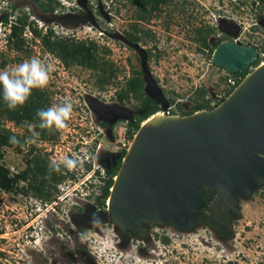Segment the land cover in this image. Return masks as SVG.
Listing matches in <instances>:
<instances>
[{"label":"rangeland","instance_id":"rangeland-1","mask_svg":"<svg viewBox=\"0 0 264 264\" xmlns=\"http://www.w3.org/2000/svg\"><path fill=\"white\" fill-rule=\"evenodd\" d=\"M55 1L60 6L52 14L45 13L35 0H0V22L4 14L11 15L12 21L27 15L28 22H33L42 36L52 28L58 38L87 45L94 42L97 58L107 66L97 70L78 64L68 66L48 51L41 37L30 28L24 32L23 47L17 49L0 29V69L39 57L53 69L49 86L40 90L46 101L43 109L62 99L74 102L69 128L63 132L49 133L39 127L40 121H25L19 127L14 121L1 120L3 126L25 141L33 138V132L39 135L35 143L24 147L0 142V164L12 179L10 189H0V264H264V184L250 197L236 198L240 217L231 220V234L214 230L208 224L189 231L152 225L149 229L143 226L146 230L141 232L124 233L113 223L98 220L88 224L84 220L73 221L71 215L86 216L91 208L108 209L110 196L105 207L98 204L104 181L95 172L104 175L110 159L118 158L124 148L129 150L133 142L134 138L128 139L133 127L127 119L143 109L132 96L120 104L119 94L128 87L134 73L142 72L144 79L149 74L161 89L167 101L163 112L182 115L204 101L209 102L208 110L214 109L241 75L213 65L215 49L222 41L236 38L242 45L257 46L262 58L259 64L264 62V7L254 5L253 0H171L149 21H138L140 7L128 1ZM230 22L241 28L237 37L223 33L225 23ZM136 26L141 41L132 44L127 33L134 32ZM199 28L215 30L206 49L198 39ZM256 66H249L247 73ZM103 76L109 79L101 84ZM101 106L116 108L125 115L102 127ZM99 128L103 133L99 134ZM91 148L95 149L92 154L88 152ZM75 152L82 157L86 152L92 167L86 176L76 180L62 168L61 188L54 189L48 183L51 193H59L55 199L42 201L16 178L26 172L33 160L49 165L52 159ZM100 158H107L108 163L104 165ZM204 212L212 213L209 207Z\"/></svg>","mask_w":264,"mask_h":264},{"label":"water","instance_id":"water-1","mask_svg":"<svg viewBox=\"0 0 264 264\" xmlns=\"http://www.w3.org/2000/svg\"><path fill=\"white\" fill-rule=\"evenodd\" d=\"M240 31L232 22L223 29L231 37ZM213 59V65L236 75L246 73L259 56L257 46L232 40L219 43ZM145 82L146 93L165 110L161 89L149 74ZM175 117L142 124L100 220L124 233L161 223L178 231L208 224L231 234V220L240 217L236 198H248L264 184V65L214 109ZM208 207L211 214L204 212Z\"/></svg>","mask_w":264,"mask_h":264},{"label":"trees","instance_id":"trees-1","mask_svg":"<svg viewBox=\"0 0 264 264\" xmlns=\"http://www.w3.org/2000/svg\"><path fill=\"white\" fill-rule=\"evenodd\" d=\"M120 1V0H116ZM128 1L133 6L140 7V13L138 14V21H149L151 16L160 11L163 5H167L171 2V0H123ZM36 3L39 4L41 9L45 13H53L57 10V7L60 6L59 1L55 0H35ZM254 5L258 4L261 7H264V0H253ZM29 17L27 15L20 16L17 18L11 26V34L9 36V41L13 42L14 46L17 49H21L25 43L24 32L27 28H30L32 33L37 36L41 37L44 47L56 54L59 58H61L66 65L70 64H78L83 65L89 69L97 70L100 67H106L107 63H102L96 56V46L94 42L89 43L88 45L86 42H74L69 38H58L55 36L54 31L52 28L47 30V33L42 36L41 32L35 27L33 22H28ZM5 23H8L9 17H6L3 20ZM139 32L138 27H135V31L131 33H127L128 40L135 44L141 41V37L137 34ZM215 30L212 28H199L197 29L198 39L203 47V49L208 48L210 45L208 43V39L211 35H213ZM262 61V58L256 62V65ZM105 73V68H103ZM248 73H242L237 77H240V80L233 84L232 88L227 92V95L224 97L222 101H218V105H220L226 97H228L233 90L240 84V82L244 79V77ZM105 75V74H104ZM106 76L101 77V84H104L106 80H108ZM242 79V80H241ZM127 88L124 89L119 94V101L121 104L130 97H135L139 101V108H142L143 111L136 115L135 118L137 119V123L135 126H132L128 132V139L132 140L135 134L139 131L141 124L144 123L147 119L151 116L155 115L156 113L162 111L161 105L153 98H151L145 92L146 82L145 79L142 77V72L134 73L133 77L128 80ZM207 92L204 91L203 95ZM46 103L44 95L40 90H33V93L27 103L22 108H17L16 110H10L7 107V104L4 102L2 98V90H0V142L3 145H10L9 138L15 136L21 144L25 145L24 137H21L18 133L13 132L11 129L6 128L2 125L1 120L6 119L10 121L16 122V124L20 127L22 123L25 121L28 122H37L39 118L37 117L36 113L37 110L43 109L44 104ZM217 105V106H218ZM209 102L204 101L201 103H196L195 106L187 112H182V115H191L197 111L209 109ZM18 146V145H16ZM20 147V146H18ZM127 153V149H123L118 160L117 165L115 168L111 170V174L106 181V184L103 187V193L98 199V204L105 207L106 199L110 196V189L114 184V177H116L121 165L122 161ZM1 157V154H0ZM33 167V168H32ZM31 167V172L37 175V173H41L45 176V180L42 181L41 185L35 183V191L38 193L39 196H43L46 199L50 198L52 194L50 193V188H46V182L51 178L52 181H61L62 177H58L55 172H49V165L44 163L42 160H35L33 162V166ZM24 177L23 174H18L16 178L18 180ZM12 184V179L9 178V172L0 164V189H10ZM38 185V186H37ZM52 187V186H49Z\"/></svg>","mask_w":264,"mask_h":264},{"label":"clouds","instance_id":"clouds-1","mask_svg":"<svg viewBox=\"0 0 264 264\" xmlns=\"http://www.w3.org/2000/svg\"><path fill=\"white\" fill-rule=\"evenodd\" d=\"M13 21L5 23L0 22L1 33L5 38H9L11 34V26ZM52 65L39 57H31L11 68L0 69V90H2V98L10 110L22 108L29 98L33 90H44L49 86L50 73ZM74 102L72 100H61L57 104L46 109L37 110L41 129H47L49 133L63 132L69 128V121L72 118ZM31 128V126H29ZM39 133L33 132L32 137L25 141L27 143H35V137ZM9 143L24 147L23 144L15 137L9 138ZM86 158L79 155L63 156L60 159H52L49 162V172L61 173L62 168L71 172L78 168L83 169Z\"/></svg>","mask_w":264,"mask_h":264},{"label":"flooded vegetation","instance_id":"flooded-vegetation-1","mask_svg":"<svg viewBox=\"0 0 264 264\" xmlns=\"http://www.w3.org/2000/svg\"><path fill=\"white\" fill-rule=\"evenodd\" d=\"M57 11L58 10H56L55 12L57 13ZM2 12V11H1ZM55 12H53V13H55ZM52 13V14H53ZM81 13H84V11L83 12H81ZM6 17H9L7 14H4V17L2 18V21L6 18ZM10 17H11V15H10ZM10 17H9V21H11L12 22V20L10 19ZM1 21V22H2ZM8 21V22H9ZM13 23H14V21H13ZM127 40H128V37H127ZM129 41V40H128ZM130 42V41H129ZM131 43V42H130ZM133 44V43H132ZM119 103L121 104V102L119 101ZM102 107V106H101ZM100 113H101V116H103V118H104V120L102 121V122H100L101 123V125H102V127L104 126H108V123H111V122H114L117 118H119L120 116H124L125 114L122 112L121 113V111H119V110H117L116 108H109V107H102L101 108V111H100ZM127 122H128V124L129 125H132V126H135L136 125V123H137V119L135 118V116H132V118H129V119H127ZM99 130L101 131L99 134H101V133H103V130H102V128H99ZM81 144H85V142H81ZM26 145V144H25ZM81 147L82 146H80V148H78V150H79V152L80 153H82L81 152ZM124 149H126V148H124ZM93 151H95V149L94 148H91L90 150H88V152L90 153V154H92L93 153ZM122 152V151H121ZM76 154L75 155H78L77 154V152H75ZM120 155H121V153H120ZM120 155L118 156V158H115V159H110V163L109 164H107L105 167H106V172L104 173V175L102 174V172H100V171H96L95 172V174H96V176L98 177V178H100L101 180H103L104 182V185L106 184V181L108 180V178H109V176H110V174H111V170L113 169V168H115V166L117 165V163H118V160H119V158H120ZM71 156H74V154H71ZM79 156H81L82 157V155H79ZM84 156H85V158H86V152H84ZM89 159V160H88ZM33 161H35V160H33ZM100 161H101V163H103L104 165H105V163H108L107 162V158H100ZM92 160L88 157V158H86V163L84 164V167H83V169H81L82 170V173H81V171H79L80 169L78 168L77 169V173H75V172H70V176L69 177H72L73 179L72 180H76V178L77 179H80V176H86V173L88 172V170H90V168L92 167ZM33 166V163L31 164V166L29 167V168H27V170H26V172H23L22 174L24 175V177L21 179L24 183H26V185H27V189L29 190V191H31V192H33L34 194H36L38 197H40L41 199H42V201L45 199V200H47V201H49L52 197L55 199L56 197H57V195L59 194L58 192H56V194H54V192H52L51 193V188L52 187H49V185L50 184H52L53 186H54V189H55V187H58V188H61V186H62V183H63V179H64V176H62L60 173H56V175L58 176V177H62V179H61V181H58V182H56V181H52L51 180V178H48L49 180H47V182H46V185H45V187L46 188H50V193L52 194V196L50 197V198H48V199H46L45 197H43V196H39L38 195V193L35 191V183H38V185H41V183H42V181H44L45 180V176L42 174V172L41 173H37V175L35 176V174L33 173V172H29V171H31L30 169H31V167ZM33 168V167H32ZM88 169V170H87ZM85 174V175H84ZM89 179V178H88ZM87 178H86V182H84V185H86L87 186V181H89ZM69 181H71V179L69 180ZM48 183H50V184H48ZM37 185V186H38ZM60 198V197H59ZM54 204H56V205H59V203L57 202H54ZM48 205V203H45V206H47ZM106 209V208H105ZM107 211V209L106 210H101V208L100 209H94V208H91L88 212H87V215L86 216H82V215H79V216H75V215H73L72 213H71V215H72V220L73 221H76V220H84V222H86V223H88V224H93L94 222H96V221H98V220H100V213H102V212H106ZM206 211H209L208 209L206 210ZM118 228V227H117ZM71 254H73V252H70ZM73 256H76V255H73ZM88 257V259H92L91 257V255H88L87 256ZM75 260V259H74ZM75 261H77V259L75 260Z\"/></svg>","mask_w":264,"mask_h":264},{"label":"bare ground","instance_id":"bare-ground-1","mask_svg":"<svg viewBox=\"0 0 264 264\" xmlns=\"http://www.w3.org/2000/svg\"><path fill=\"white\" fill-rule=\"evenodd\" d=\"M263 65H264V62H262V66ZM175 116H180V115H171V114H167L163 111H160V112L156 113L155 115L151 116L149 119H147L143 123V128H146V127L151 126V125L153 126V125L160 124V122L167 121V120H170L172 118L175 119L176 118ZM133 145H134V141L131 143L130 149L133 147ZM110 201H111V199H110ZM110 201L108 202V204H110ZM157 225H163V224L158 223Z\"/></svg>","mask_w":264,"mask_h":264},{"label":"built area","instance_id":"built-area-1","mask_svg":"<svg viewBox=\"0 0 264 264\" xmlns=\"http://www.w3.org/2000/svg\"><path fill=\"white\" fill-rule=\"evenodd\" d=\"M233 41L236 42V43H241L238 39L236 38H233ZM242 44V43H241ZM167 114H170V112H165ZM124 147H126L125 143H123Z\"/></svg>","mask_w":264,"mask_h":264}]
</instances>
